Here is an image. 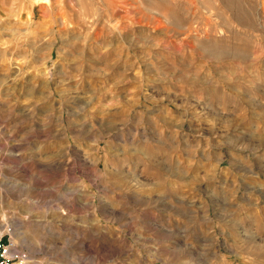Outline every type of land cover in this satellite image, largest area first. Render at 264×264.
<instances>
[{
  "label": "rangeland",
  "instance_id": "obj_1",
  "mask_svg": "<svg viewBox=\"0 0 264 264\" xmlns=\"http://www.w3.org/2000/svg\"><path fill=\"white\" fill-rule=\"evenodd\" d=\"M0 232L27 264H264V0H0Z\"/></svg>",
  "mask_w": 264,
  "mask_h": 264
},
{
  "label": "built area",
  "instance_id": "obj_2",
  "mask_svg": "<svg viewBox=\"0 0 264 264\" xmlns=\"http://www.w3.org/2000/svg\"><path fill=\"white\" fill-rule=\"evenodd\" d=\"M28 256L10 233H0V264H27Z\"/></svg>",
  "mask_w": 264,
  "mask_h": 264
},
{
  "label": "bare ground",
  "instance_id": "obj_3",
  "mask_svg": "<svg viewBox=\"0 0 264 264\" xmlns=\"http://www.w3.org/2000/svg\"><path fill=\"white\" fill-rule=\"evenodd\" d=\"M3 221L4 222L2 224V228H6L7 230H10L11 226H10L9 222L6 219H4V218H3ZM0 233H2V232H0Z\"/></svg>",
  "mask_w": 264,
  "mask_h": 264
}]
</instances>
